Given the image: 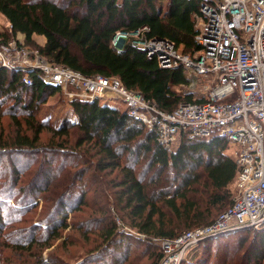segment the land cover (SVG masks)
Segmentation results:
<instances>
[{"label": "trees", "instance_id": "16d2710c", "mask_svg": "<svg viewBox=\"0 0 264 264\" xmlns=\"http://www.w3.org/2000/svg\"><path fill=\"white\" fill-rule=\"evenodd\" d=\"M200 7V0H0V17L9 27L6 33H0V44L8 45L10 40H16L18 48H32L48 62L85 77L117 79L125 89L139 93L162 111L172 112L179 105L193 100L192 95L178 93V88L189 85L184 71L161 69L154 57L149 58L146 51L133 46L132 42L136 39L165 41L183 53L197 50L194 17ZM117 33L138 35L129 37L120 49H116L112 40ZM37 39L43 43L38 44ZM26 76L30 85L24 83ZM61 92L57 86L43 82L37 71L0 67V101L10 98L22 105V97L30 93L32 106H26V112L31 116L26 121V129L33 131L31 138L17 134L12 144L0 145V164L3 160L9 161L12 149L30 158L46 152L51 157L40 163L37 174L32 177L34 180L30 185L34 193L47 190L51 185L52 163L69 157L67 149H71V154L72 151H81L90 158H94L91 153L96 151L94 155L99 156L95 163L97 171H119L122 175L120 194L125 205L123 217L126 224H123L139 236L159 242L175 240L196 228L212 225L234 204L238 169L226 139L217 135L197 139L185 134L178 150L169 155L158 142L155 132L149 131L126 111L100 105L99 100L70 101L74 120H66L55 130L34 122L36 111L33 106L35 108L46 98ZM15 124L20 131L22 128L17 122ZM44 130L51 132L53 138L63 139L66 144L41 146L39 136ZM71 130L76 136L68 148ZM90 161H84L87 169L91 168ZM10 164L13 176L18 172L16 164ZM151 172L159 177L169 172L172 177L154 191L142 182ZM86 175L82 170L74 174L70 178L72 185ZM14 182L10 181V184ZM3 188L1 185L0 201L12 200L9 198H13V186ZM69 197L65 195L58 201L57 218L62 215L64 218L67 213L65 209L70 202L64 200ZM162 208L168 210L170 218L165 217ZM241 232H252L253 236L236 238L223 234L208 238L193 248L181 264H264V230ZM102 235L106 240L103 242L108 245L102 250L95 248L75 264H141L138 256L132 258V249L139 243L138 238L117 232L114 223ZM155 251L158 253L149 264H159L163 257L161 245ZM39 264L68 263L64 258L53 256Z\"/></svg>", "mask_w": 264, "mask_h": 264}, {"label": "built area", "instance_id": "2783aa9c", "mask_svg": "<svg viewBox=\"0 0 264 264\" xmlns=\"http://www.w3.org/2000/svg\"><path fill=\"white\" fill-rule=\"evenodd\" d=\"M200 1L194 17L197 50L183 53L165 41L132 42L149 58L154 57L161 69L184 71L189 85L183 95H192L193 100L172 112L160 110L117 79L85 77L48 62L37 51L11 42L0 44L1 68L37 71L43 82L68 91L70 101L92 102L112 94L129 116L156 133L169 155L178 150L185 134L227 140L238 169L234 204L212 225L162 241L159 264H181L193 248L211 237L236 230H264V0ZM137 35L117 33L112 45L120 49ZM29 80L26 76L24 83L30 85Z\"/></svg>", "mask_w": 264, "mask_h": 264}, {"label": "rangeland", "instance_id": "374dc122", "mask_svg": "<svg viewBox=\"0 0 264 264\" xmlns=\"http://www.w3.org/2000/svg\"><path fill=\"white\" fill-rule=\"evenodd\" d=\"M8 29L6 21L0 17V33L4 34ZM37 41L38 44L43 43L41 39H37ZM10 42L18 46L16 40H10ZM28 49L35 51L32 48ZM178 93L183 95V88H178ZM30 101V93L22 97V105L15 102L14 99H1L0 145L12 144L17 134L19 136L27 135L30 138L33 136V131L26 129V121L31 116L26 112V109L32 106ZM69 102L68 91L46 98L43 102L35 105V108L33 106L36 111L33 114L34 122L44 128L55 130L66 120H74L75 117ZM98 102L100 105H108L118 108L120 111H126L122 103L112 94L106 95ZM15 122L22 128L20 131ZM75 136L76 132L71 130L67 140L68 148H71ZM62 140L53 138L52 133L47 130L42 131L39 136L40 145L45 147L60 144L63 142ZM62 144L64 145L66 142ZM67 150L69 157H62L52 163L51 185L43 193H34V188L30 183L34 180L32 177L37 174L40 163L50 160L49 153L30 158L29 155H22L23 152L12 149L8 159L10 162L6 160L1 162L0 186L3 185L4 188L13 186L11 194L13 198H9L12 199L10 201L7 199L0 201V264H39L40 261L53 256L66 259L68 264L78 263L90 255L95 248L102 250L108 245H105L106 240L102 233L113 223L117 232L138 238L139 243L132 249V258L138 256L139 263L149 264L158 253L155 249L159 248L161 241L139 236L124 226L125 205L120 194L122 193L120 185L122 175L118 170L97 171L95 163L99 156L94 155L96 151L91 153L94 158H90L81 151H76V153L72 151L73 154H71V149ZM82 159L83 162H81ZM87 159H90L92 164L89 169L84 166V161ZM10 163L16 164L18 172L13 176ZM43 166L47 168L45 164ZM80 170L85 171L87 175L79 183L72 185L73 182L70 181V178ZM8 173L11 175V180ZM136 175L140 178L138 174ZM170 176L172 177L169 172L160 177L151 172L144 176L142 182L146 184V188L158 191L167 183ZM7 180L11 182L15 180V182L10 184V181L7 182ZM230 190V195H232V187ZM65 195L71 196L69 200H64L70 202L69 207L65 209L67 213L64 218H62L63 215L57 218V211L60 210L57 206L58 201L63 200ZM237 196L236 191L235 198ZM162 209L165 217L170 218L168 210ZM184 231L186 230L182 232ZM241 231L243 230L230 231L228 234L234 235L236 238H245L246 236L252 238V232L244 234ZM54 232L57 233L54 235ZM32 237L34 241H32ZM104 240L105 242H103ZM231 246L229 244V247Z\"/></svg>", "mask_w": 264, "mask_h": 264}]
</instances>
